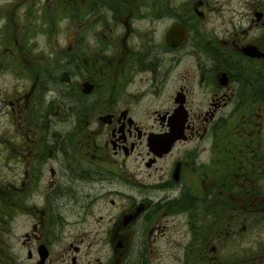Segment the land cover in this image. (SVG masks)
Returning a JSON list of instances; mask_svg holds the SVG:
<instances>
[{"label": "flooded vegetation", "instance_id": "af4514ba", "mask_svg": "<svg viewBox=\"0 0 264 264\" xmlns=\"http://www.w3.org/2000/svg\"><path fill=\"white\" fill-rule=\"evenodd\" d=\"M0 0V264H264V6Z\"/></svg>", "mask_w": 264, "mask_h": 264}, {"label": "rangeland", "instance_id": "374dc122", "mask_svg": "<svg viewBox=\"0 0 264 264\" xmlns=\"http://www.w3.org/2000/svg\"><path fill=\"white\" fill-rule=\"evenodd\" d=\"M258 5L264 6V0H247V9L246 10L242 9L239 12L241 14V18H243V16H246L247 14L250 15L252 12L251 8L253 6L257 7ZM0 107H2L1 102H0ZM0 115H1V112H0ZM2 121H3V119L0 117V122H2ZM0 127H1V125H0Z\"/></svg>", "mask_w": 264, "mask_h": 264}]
</instances>
